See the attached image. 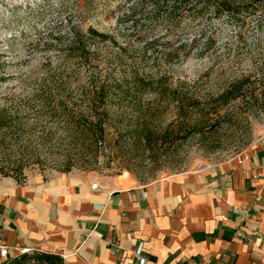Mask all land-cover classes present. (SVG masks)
<instances>
[{
	"label": "rangeland",
	"instance_id": "1",
	"mask_svg": "<svg viewBox=\"0 0 264 264\" xmlns=\"http://www.w3.org/2000/svg\"><path fill=\"white\" fill-rule=\"evenodd\" d=\"M137 1L0 0V182L82 175L144 186L242 158L263 139L264 3L248 14L256 0H232L236 19L210 8L138 37L122 22ZM134 79L170 95L115 94ZM100 85L110 93L99 104Z\"/></svg>",
	"mask_w": 264,
	"mask_h": 264
},
{
	"label": "crops",
	"instance_id": "2",
	"mask_svg": "<svg viewBox=\"0 0 264 264\" xmlns=\"http://www.w3.org/2000/svg\"><path fill=\"white\" fill-rule=\"evenodd\" d=\"M0 245L8 259L63 264H264V137L242 158L144 186L0 182Z\"/></svg>",
	"mask_w": 264,
	"mask_h": 264
},
{
	"label": "trees",
	"instance_id": "3",
	"mask_svg": "<svg viewBox=\"0 0 264 264\" xmlns=\"http://www.w3.org/2000/svg\"><path fill=\"white\" fill-rule=\"evenodd\" d=\"M263 3L264 0H256V5H252L250 7L251 9L245 7V10L248 14L251 12L253 13V7L260 9ZM147 8H149L148 12ZM210 8L214 17L225 15L230 19H236L240 13V7L232 0H204V2L203 0H138L137 3L132 4L129 12L123 15L122 22H131L136 36L141 37L151 31L153 27L159 23L164 24L167 30L172 31L179 28L183 23L203 19L206 11ZM139 18L144 19V22L146 23L145 26L139 24ZM89 31L94 36H98L103 40L107 39L105 35H100L92 29ZM155 44L156 41H152L148 46L153 47ZM180 48H184V45ZM175 52L176 53L167 55V58H170L173 54H177V50ZM114 92L117 96L122 98H128L130 96L137 97L145 93L153 94L161 99L170 95L169 89L161 83L154 86L137 79H134L130 83L117 86V89ZM230 92L231 90L223 93L221 99H224ZM109 93L110 91L105 85H100L92 91V101L99 104L105 102L106 96ZM172 94L175 93L173 92ZM173 100L178 106L179 101L175 98ZM188 107L192 108L193 105H188ZM182 110V108L177 109L179 113ZM93 126L98 129L99 134H102L106 128L102 117L99 116L96 117ZM140 130H142L140 134H142L141 136L144 143L150 144L152 142L151 135L144 128ZM27 254L28 253H24L16 258L7 259V261L5 260L6 263L3 264H25L30 261H35L39 264H63V259L56 255L40 253L29 256Z\"/></svg>",
	"mask_w": 264,
	"mask_h": 264
},
{
	"label": "built area",
	"instance_id": "4",
	"mask_svg": "<svg viewBox=\"0 0 264 264\" xmlns=\"http://www.w3.org/2000/svg\"><path fill=\"white\" fill-rule=\"evenodd\" d=\"M93 188H96V185H93L92 186ZM238 236H241V233H238ZM141 250H142V247H139L136 254L137 255H140L141 253ZM8 256H9V252H8V249L5 247V246H1L0 245V258L1 259H4V260H7L8 259ZM145 260L144 259H140V264H144Z\"/></svg>",
	"mask_w": 264,
	"mask_h": 264
}]
</instances>
